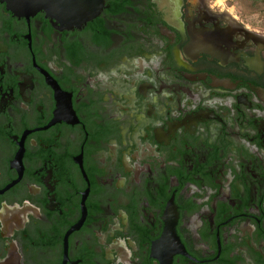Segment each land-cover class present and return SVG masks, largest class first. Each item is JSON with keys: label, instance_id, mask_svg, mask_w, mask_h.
Instances as JSON below:
<instances>
[{"label": "flooded vegetation", "instance_id": "af4514ba", "mask_svg": "<svg viewBox=\"0 0 264 264\" xmlns=\"http://www.w3.org/2000/svg\"><path fill=\"white\" fill-rule=\"evenodd\" d=\"M0 264H264V33L216 0H0Z\"/></svg>", "mask_w": 264, "mask_h": 264}, {"label": "rangeland", "instance_id": "374dc122", "mask_svg": "<svg viewBox=\"0 0 264 264\" xmlns=\"http://www.w3.org/2000/svg\"><path fill=\"white\" fill-rule=\"evenodd\" d=\"M218 5L228 8L252 27L264 33V3L253 4L250 0H216Z\"/></svg>", "mask_w": 264, "mask_h": 264}, {"label": "water", "instance_id": "95a60500", "mask_svg": "<svg viewBox=\"0 0 264 264\" xmlns=\"http://www.w3.org/2000/svg\"><path fill=\"white\" fill-rule=\"evenodd\" d=\"M90 2V1H88ZM101 5H99L98 9L95 10H85V11H72L71 12V18L74 20H76L75 22L77 24H85L86 22L92 20L93 18H95L96 16H98V14L101 11Z\"/></svg>", "mask_w": 264, "mask_h": 264}, {"label": "trees", "instance_id": "16d2710c", "mask_svg": "<svg viewBox=\"0 0 264 264\" xmlns=\"http://www.w3.org/2000/svg\"><path fill=\"white\" fill-rule=\"evenodd\" d=\"M253 4L264 3V0H250Z\"/></svg>", "mask_w": 264, "mask_h": 264}]
</instances>
